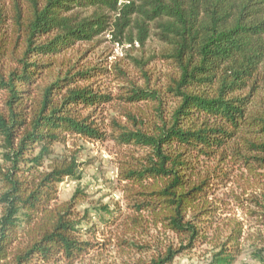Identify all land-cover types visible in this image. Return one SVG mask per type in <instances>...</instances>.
<instances>
[{"label":"trees","instance_id":"trees-1","mask_svg":"<svg viewBox=\"0 0 264 264\" xmlns=\"http://www.w3.org/2000/svg\"><path fill=\"white\" fill-rule=\"evenodd\" d=\"M107 35L141 55L80 59ZM0 139V264H236L254 227L264 261V0H0ZM80 141L113 143L114 205L60 199Z\"/></svg>","mask_w":264,"mask_h":264},{"label":"rangeland","instance_id":"rangeland-1","mask_svg":"<svg viewBox=\"0 0 264 264\" xmlns=\"http://www.w3.org/2000/svg\"><path fill=\"white\" fill-rule=\"evenodd\" d=\"M124 2V0H123ZM110 35L100 38L99 41L92 44H80L77 46L79 57L82 61L103 60L104 64L113 65L115 62L129 63V54L140 56L142 51L137 49H128V46H122L113 43ZM107 60V61H106ZM147 69L164 70L168 65L153 61ZM0 139V164L3 163L2 147ZM113 143L91 144L79 142L77 145L79 160L82 162L91 161L92 164L84 166L83 177L81 181H66L60 186V199L68 200L78 189L85 192L87 198L79 206L81 210L91 207V205L111 204L122 199V194L117 188V167L114 162ZM60 150V149H59ZM1 214V208H0ZM239 215L242 213L239 211ZM259 232L256 227L251 231V236L244 242V253L236 264H264L252 257L253 246L257 243ZM100 239V237H99ZM206 245L198 247L191 252L184 253L176 258L173 264H208L209 254ZM102 259L96 255H90L83 264H123V259L116 251H101ZM96 254V253H95Z\"/></svg>","mask_w":264,"mask_h":264}]
</instances>
